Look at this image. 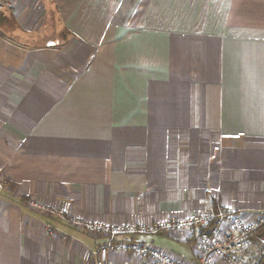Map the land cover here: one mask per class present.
I'll use <instances>...</instances> for the list:
<instances>
[{
	"label": "crops",
	"instance_id": "crops-1",
	"mask_svg": "<svg viewBox=\"0 0 264 264\" xmlns=\"http://www.w3.org/2000/svg\"><path fill=\"white\" fill-rule=\"evenodd\" d=\"M5 1L0 264L143 260L31 201L110 225L264 218V0ZM114 240L198 261L188 232Z\"/></svg>",
	"mask_w": 264,
	"mask_h": 264
},
{
	"label": "built area",
	"instance_id": "built-area-1",
	"mask_svg": "<svg viewBox=\"0 0 264 264\" xmlns=\"http://www.w3.org/2000/svg\"><path fill=\"white\" fill-rule=\"evenodd\" d=\"M1 1V0H0ZM7 9L13 5L6 0ZM29 206L40 212L57 216L68 225L81 228L91 235H104L108 242L100 246L97 254L132 253L143 258L138 264H192L175 260L169 254L158 248L143 243L118 242L114 238L118 235L134 234H165L188 232L195 237V247L198 253L196 264H264V235L260 229L264 226V218L245 222L239 213L230 206H212L203 213L193 214L185 219L159 220L150 225L135 226L110 225L102 222H85L66 214L49 203L29 202ZM47 232L52 234L50 227ZM260 242L258 257L247 263L242 262L243 255ZM97 264H117L114 260L105 259Z\"/></svg>",
	"mask_w": 264,
	"mask_h": 264
},
{
	"label": "rangeland",
	"instance_id": "rangeland-1",
	"mask_svg": "<svg viewBox=\"0 0 264 264\" xmlns=\"http://www.w3.org/2000/svg\"><path fill=\"white\" fill-rule=\"evenodd\" d=\"M261 233L264 235V230H262ZM259 249H260V242L256 241L255 244L253 245L252 249H251V252H254V254L257 255L259 252Z\"/></svg>",
	"mask_w": 264,
	"mask_h": 264
},
{
	"label": "trees",
	"instance_id": "trees-1",
	"mask_svg": "<svg viewBox=\"0 0 264 264\" xmlns=\"http://www.w3.org/2000/svg\"><path fill=\"white\" fill-rule=\"evenodd\" d=\"M262 230H264V226L260 229V233H261Z\"/></svg>",
	"mask_w": 264,
	"mask_h": 264
}]
</instances>
